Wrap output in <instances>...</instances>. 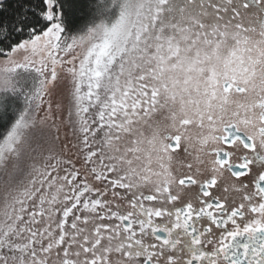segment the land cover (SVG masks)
<instances>
[{
  "label": "snow or ice",
  "instance_id": "6c2138e0",
  "mask_svg": "<svg viewBox=\"0 0 264 264\" xmlns=\"http://www.w3.org/2000/svg\"><path fill=\"white\" fill-rule=\"evenodd\" d=\"M0 264H264V0H0Z\"/></svg>",
  "mask_w": 264,
  "mask_h": 264
}]
</instances>
